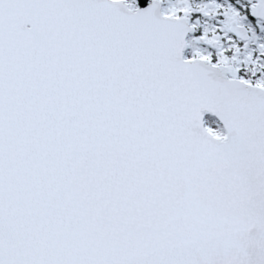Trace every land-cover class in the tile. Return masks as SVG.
<instances>
[{
    "label": "snow or ice",
    "instance_id": "6c2138e0",
    "mask_svg": "<svg viewBox=\"0 0 264 264\" xmlns=\"http://www.w3.org/2000/svg\"><path fill=\"white\" fill-rule=\"evenodd\" d=\"M0 264H264V0H0Z\"/></svg>",
    "mask_w": 264,
    "mask_h": 264
}]
</instances>
